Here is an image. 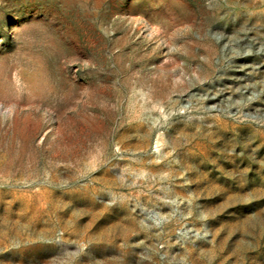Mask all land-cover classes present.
<instances>
[{
    "label": "rangeland",
    "instance_id": "374dc122",
    "mask_svg": "<svg viewBox=\"0 0 264 264\" xmlns=\"http://www.w3.org/2000/svg\"><path fill=\"white\" fill-rule=\"evenodd\" d=\"M0 264H264V0H0Z\"/></svg>",
    "mask_w": 264,
    "mask_h": 264
}]
</instances>
